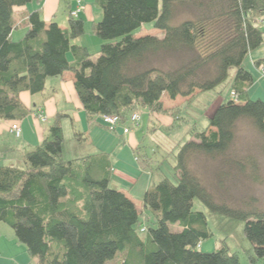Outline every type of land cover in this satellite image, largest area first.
<instances>
[{"label": "trees", "instance_id": "trees-1", "mask_svg": "<svg viewBox=\"0 0 264 264\" xmlns=\"http://www.w3.org/2000/svg\"><path fill=\"white\" fill-rule=\"evenodd\" d=\"M30 1L0 0L1 119L26 117L30 110L21 92H41L48 77L65 71L74 73L78 98L89 117L120 114L125 124L135 110L141 116L143 109L152 115L169 111L165 95L191 98L215 88L229 77L231 67L236 98L221 102L208 125L194 129L193 137L178 145L175 180L163 176L145 189L142 204L156 223L145 236L137 203L109 185L113 167L108 152L63 156L64 120L74 130L75 122L71 114L57 112L43 139L23 150L22 166L0 162V222L14 229L29 254L40 264H105L101 252L114 248L121 254L120 264H240L226 240L212 251L198 248L212 234L205 212L194 208L199 198L211 210L244 219L254 251L251 264L264 258V209L257 196L232 201L225 194L230 190L224 181L229 170L219 169L216 188L224 194L218 197L193 167L201 156L222 158V165L236 164L241 173L249 165V176L261 181L257 156L230 159L227 153L241 119L261 134L264 151V100L249 97L253 74L244 66L264 43V0H96L102 16L93 22V31L105 40L96 59L87 46L74 42L85 30L82 16L70 9L63 27L54 19L47 22L38 6L18 21L16 7ZM182 10L187 15L176 20ZM146 22L163 35H135ZM17 27L25 32L15 39ZM171 58L177 59L174 66L167 64ZM261 62L264 57L256 64ZM11 148L0 143V153ZM135 157L141 167L151 160L139 151ZM172 224L178 228L173 230Z\"/></svg>", "mask_w": 264, "mask_h": 264}, {"label": "rangeland", "instance_id": "rangeland-1", "mask_svg": "<svg viewBox=\"0 0 264 264\" xmlns=\"http://www.w3.org/2000/svg\"><path fill=\"white\" fill-rule=\"evenodd\" d=\"M44 2L45 0L42 1V4ZM37 4V0H31L28 3L30 10L35 8ZM83 5L88 10H91L92 17L88 16L83 10L80 12V16H83L85 21V30L81 36L74 39V42L87 46L92 58L96 59L100 54L101 44L105 41L93 31V22L98 21L102 16L101 7L96 0H83ZM74 7L75 0H57L53 9L48 11V15L44 13V16L54 17L56 21L67 25L70 9ZM187 13L188 11L182 10L176 20L185 17ZM19 32L23 34V27L14 29V38L21 36H19ZM159 32L153 22H146L135 31V35L146 33L162 35ZM68 56L70 60L74 59L71 53ZM262 57H264V43L254 49L244 61V66L253 74V82L247 86L248 95L252 99L261 98L264 100V75L256 64V61ZM167 62L169 66H174L177 63V59L171 58ZM234 74L235 67H231L229 77L224 82L213 89L202 90L187 100H184L185 96H178L176 99H172L165 95L163 101L168 106H172L167 112H159L152 115L149 114L147 109H143L140 126L134 130L138 141L134 149L129 143V135L122 134L120 129L122 127H118L115 131L109 130L100 115L93 116V122L90 125L87 114L83 110L84 112L78 113V119L75 122V130L81 133L74 134L75 130L71 121L69 119L64 120L68 124L64 128L63 146L64 154L66 155L64 157L68 158L69 152L74 157L102 151L108 152L113 167L109 185L125 191L127 195L136 201L141 209L139 225L145 227L141 234L145 236L149 231L148 227L156 225L152 212L142 204V196L145 189L156 183L163 176H168L173 181L175 180L174 163L178 145L193 137L192 131L194 129L201 130L207 126L209 116L215 112L221 102L236 98L231 93L235 83ZM54 81H57V78L55 79V76H51L47 82V88ZM49 90L50 88L47 91ZM46 94L49 93L43 94L40 92L37 96H34V99H41ZM56 101L59 102L58 105L60 104V107L63 106L62 108L75 107L73 102L67 103L64 99L59 101L58 97ZM34 117L36 116L31 113L23 118L21 122L19 120L7 123L8 120H1L4 126L2 125L0 137L21 150L22 139L30 138V134H35L37 138L39 137L36 132ZM49 120L46 121V125L52 122V119ZM40 123L38 124L42 125ZM16 124L20 125L22 136L16 137L10 131V127ZM152 125L154 127L151 129L150 126ZM262 145L263 138L253 124L247 119H241L237 123L234 143L227 153V157L230 159L233 156L240 158L248 157L249 155L257 156L261 168V181L253 180L249 176L251 171L249 165L246 171L241 173L236 164L222 165V158L209 159L201 156L195 160L193 167L198 171L201 178L214 189L218 197H222L224 194L223 188L218 186L216 188L218 170L228 169L229 174L224 181L225 185L230 187V190L225 194L232 197V201H237L235 200L236 198H241L245 195H256L259 200V207L264 209V151ZM138 151L151 158L150 163L145 167H141L135 159V152ZM17 153V155L14 154L12 161L8 162L22 166L24 163L20 160L19 154L21 152L18 151ZM194 208L205 212L212 232L208 238L200 242L198 248L203 251H212L219 248L223 241L226 240L230 249L238 253L240 264H251L250 255L254 251L252 243L244 233V219L211 210L199 198L194 199ZM171 228L173 230L177 229V224H172ZM104 253L106 254L103 255V252H101V259L106 262L105 264H120L121 254H117L114 248H109ZM258 262L264 264V258H260ZM0 264H40L38 257L29 254L25 245L17 239L14 229L4 221L0 222Z\"/></svg>", "mask_w": 264, "mask_h": 264}, {"label": "crops", "instance_id": "crops-1", "mask_svg": "<svg viewBox=\"0 0 264 264\" xmlns=\"http://www.w3.org/2000/svg\"><path fill=\"white\" fill-rule=\"evenodd\" d=\"M42 1L43 0H40L39 2L37 1L38 4L35 6V8L38 7V6H42V16H43V18L45 17L44 19L47 22L50 21V20H53V19L56 20L54 17L50 18V17H46V15H48L47 13H48V11L50 9H53L54 4H55V2L57 0H45V2L43 4H42ZM76 6H77V1L75 0V7ZM33 9H31V10H33ZM29 10H30V5H28V4H26L24 6L16 7L15 18L19 21L22 17H24V14L26 12H28ZM83 11L88 16L92 17L91 10H88L86 6H84ZM44 13H46L45 16H44ZM53 15L55 16V14H53ZM79 16H80V14H79ZM58 23L61 26H63V27L67 26V25H64L62 22H58ZM23 29H24V32H25V28L24 27H23ZM159 31H160L159 33H162V35H163V32L161 30H159ZM24 32H23V34H24ZM13 33H14V29H13V32H12V35H13V38H14V34ZM23 34H22V32H19V36L20 35L22 36ZM49 78L50 77H48L47 80H46V86H45L44 90L41 91L43 94L49 93V94H46L47 96L46 95L44 97L42 96L44 99L43 98L34 99L35 98L34 96H37V94H39L40 92L30 93L29 91L25 90V91H22L21 94H20V97H21L22 101L24 102L26 107L30 110L29 114L33 113L36 116V117H34V119H35V125H36V128H37L36 132H37L39 137L37 138L35 134H33V135L30 134V136L27 134L30 138L22 139L21 150L17 146H15V145L3 140L0 137V143L7 142V143H9L10 145L13 146V148L9 149L8 151L0 153V162L1 163H11V164H13V162H8V161H12V159L14 158L13 157L14 154L17 155L18 151L21 152V154H19V155H20V160H22V152H23V150L26 147H28V146L38 144L43 139V137L46 134V128L49 125V123H51V122H49L48 125H46V121H50L49 119H53L54 116L57 114V112L61 111V112H67V113L71 114L73 119H74V122H76V120L78 119V116H77L78 113H82L84 111L86 112V110L83 108V105H82V103L80 102V100L78 98V95H77V92H76V89H75V84H74V73L72 71H65L62 75L55 76V79L57 78V81L52 82L49 85V87L47 88V86H48L47 82H48ZM49 88H50V90L47 91ZM57 97L59 98V101L61 99H64V101H66L67 103L73 102L75 104V107L74 108H71V107L62 108L63 106L60 107V104L58 105L59 102L56 101ZM179 97H180V95H179ZM187 98H189V96L184 97V100H186ZM164 105L168 109L172 108L171 105L168 106V104L165 103V102H164ZM86 114H87V119H88L90 125L93 122V116L99 115V114H96V115H93L92 117H89L87 112H86ZM40 115H42V117H44V118H41ZM1 120H5V119H1L0 118V131H1V128L4 126V124L2 123ZM21 120H20V122H21ZM12 121H14V120H8L7 123H10ZM38 123L42 124L43 126L39 125ZM65 125H68V124L64 121V128H65ZM139 126H140V124L138 126H135L129 132H126V133L122 130V128H120L122 130V134L123 135L124 134L129 135V143H130L131 147H133V149H134L135 145L138 142L137 141V136L134 133V130H135L136 127H139ZM21 134H22V132H21ZM25 137H27V136H25ZM63 156L66 157V155L64 154V146H63ZM67 157L71 158V157H74V155L70 154V152H69ZM17 159L19 160V158H17ZM135 159H136V157H135ZM145 185H147V184H145Z\"/></svg>", "mask_w": 264, "mask_h": 264}, {"label": "built area", "instance_id": "built-area-1", "mask_svg": "<svg viewBox=\"0 0 264 264\" xmlns=\"http://www.w3.org/2000/svg\"><path fill=\"white\" fill-rule=\"evenodd\" d=\"M78 4L75 8L71 9V14L74 16H78L80 12L83 10L84 5L82 0H77ZM263 17V16H262ZM264 21V17L262 18ZM258 67L260 68L262 74L264 75V62H261L258 64ZM233 94H235L234 91H232ZM102 120L107 126V128L111 131H115L119 126L123 128V131L129 132L132 128H134L138 123V120L141 117V111L140 110H135L131 113L128 123L125 124V121L123 120V117L120 114H102ZM41 118L42 115H40ZM10 131L14 133L16 136H20L22 129L20 125L16 124L15 126L10 127ZM254 264H260L259 262L254 263Z\"/></svg>", "mask_w": 264, "mask_h": 264}]
</instances>
